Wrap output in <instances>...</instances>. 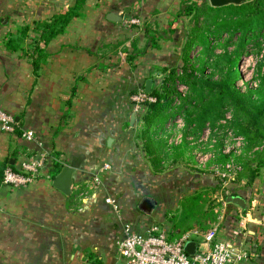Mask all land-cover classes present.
Segmentation results:
<instances>
[{
    "label": "crops",
    "instance_id": "obj_1",
    "mask_svg": "<svg viewBox=\"0 0 264 264\" xmlns=\"http://www.w3.org/2000/svg\"><path fill=\"white\" fill-rule=\"evenodd\" d=\"M75 1L0 0V108L18 119L23 132L7 133L0 125V164L10 161L19 169L27 158L44 154L33 182L20 187L0 184V264H124L118 242L127 224L135 232L157 225L171 239L185 233L178 222H165V212L152 215L139 209L143 198L158 193V181L149 180L148 166L142 176L145 153L127 128L132 96L143 88L153 65L163 63L164 54L158 58L156 53L151 63L139 56L132 68L126 53L101 59L88 52L125 36L107 16L121 14L119 8L135 0H87L81 16L62 34L40 43L47 56L38 77L30 55L38 33L30 30L17 50L7 45L9 37L21 36L26 24L48 20ZM139 3L152 21L167 24L182 18V0ZM158 43V52L169 51L168 44ZM28 131H33L31 139L24 135ZM55 161L76 169L70 195L53 184L59 174L54 177ZM105 164L111 168L104 169ZM107 198L115 201L118 214ZM248 219L226 221L218 236L248 251L244 264H264V223ZM245 227L251 229L245 232ZM200 240L194 238L195 243Z\"/></svg>",
    "mask_w": 264,
    "mask_h": 264
},
{
    "label": "trees",
    "instance_id": "obj_2",
    "mask_svg": "<svg viewBox=\"0 0 264 264\" xmlns=\"http://www.w3.org/2000/svg\"><path fill=\"white\" fill-rule=\"evenodd\" d=\"M86 2L87 0H76L74 5L66 11L55 14L48 20L34 21L33 26L26 24L21 29V36L9 37L7 45L17 50L30 30L38 33L30 51L34 72L38 77L41 63L47 56L40 47V43H48L62 34L74 18L81 16V10ZM195 11L203 16V22L189 35L184 47L186 64L182 72L176 74L175 70H172L161 87H155L153 81L150 96L156 100L145 102L139 110H134L138 121L142 122L140 128L144 139L143 150L156 170L162 171L159 167H162L164 161L170 160L174 163L186 157L187 152L191 150V147L194 148V143L200 139L206 126H210L213 130L212 137L217 139L213 162L226 163L234 156L221 151L225 136L223 131L231 129L236 135L243 136L246 141L242 155L234 157L235 161L241 163L243 169L246 166V160L257 163L254 169L252 165L250 166L253 180L259 170L264 167V53L262 52L264 49V0H248L241 4L221 7H213L208 3L183 5L178 17L191 15ZM176 20L177 18L169 23L171 33L176 30L174 26ZM142 28L150 46L159 48L158 39L151 34V25L143 24ZM221 40H225L226 49L220 55L213 57V48ZM197 44L202 45L207 57L206 60L194 61L198 64L195 66L190 52ZM121 45L122 42L103 44L97 52L92 50L88 52L102 59L107 55L104 50L108 48L114 50ZM231 45L234 49L229 50L228 47ZM130 47L132 50L125 47L122 51L126 53L127 62L135 68L134 62L137 56L145 55L147 46L141 49L139 38H137L131 42ZM24 51L29 53L28 50L24 49ZM245 54L255 55L257 59L256 75L251 79L246 90L237 83L240 77L239 62ZM223 63H226L225 71L221 70L218 75L211 71L212 68ZM99 67L104 68L103 65ZM179 85L187 88L185 94L180 91ZM142 89H145V85ZM75 92L76 89L73 88L72 96ZM71 102L72 99L68 101V104ZM132 102L135 107L133 100ZM228 113L231 114V119H227ZM179 121L183 123L181 140L177 143L169 142L165 134H171L174 128L179 126ZM127 125L129 126L130 123ZM215 129L217 132H214ZM16 132L18 135L23 133L19 124ZM190 137L192 140L189 139ZM7 164L17 170L10 161L0 164V184L3 183L4 169L8 166ZM62 168V163L54 162V177Z\"/></svg>",
    "mask_w": 264,
    "mask_h": 264
},
{
    "label": "rangeland",
    "instance_id": "obj_3",
    "mask_svg": "<svg viewBox=\"0 0 264 264\" xmlns=\"http://www.w3.org/2000/svg\"><path fill=\"white\" fill-rule=\"evenodd\" d=\"M139 2L140 0L130 1L128 4L119 8L122 19L114 26H118L120 30H125V36L120 40H116V42H122V45L114 50L108 48L104 50V52L107 51L108 53L106 54H111L117 59L123 56L119 52L124 53L122 50L125 47L132 50L130 47L131 42L139 38V47L144 49V47L147 46L145 55H141L143 56L142 58H147L143 63L147 61L151 63L156 53V57L158 58H161V54H164L163 63L162 60H158V64L153 65L149 73V78L153 79L155 87H161L165 79L169 78L172 70H175L176 74L182 72L186 64L184 47L188 42L190 33L193 32L198 25L202 24L203 16L196 11L191 15H182V18L176 20L174 23L177 30L171 33L169 23L166 24L165 20L152 21L146 16L148 13L144 5H141ZM182 2L184 6H192L194 3L210 4L209 0H182ZM133 20H139V23H133ZM143 24H150L152 27L151 34L154 35L158 41H161L163 45L168 44L170 48L167 53L165 50L163 52L157 51V49H161L160 45L159 48L150 46L144 31H142L144 30L142 28ZM224 41L225 40H221L214 46L212 51L213 57L225 51L227 44ZM228 49L232 50L234 46L231 45ZM262 52L264 53V49ZM140 57L137 56L136 59L139 60ZM190 57L193 62H199L200 60H206L207 56L203 52L202 45L197 44L192 48ZM259 57L261 56L259 55ZM194 64L195 66L198 65L195 62ZM256 64L257 59L255 55L245 54L239 62L240 77L237 83L244 90H246L247 85L250 84L251 79L256 75ZM221 70H226V63L211 69L216 75H218ZM183 86L184 85H179V89ZM133 112H135L134 109ZM138 125L137 128L136 125L134 127L130 125L127 126V128L133 142L138 144V149L141 147L143 150L144 139L142 138L140 128L142 122L138 121ZM182 127L183 123L179 121V126H176L171 134H165L169 142L177 143L180 141L179 137H181L182 134ZM211 137L212 134L209 135L208 138L206 137L203 139V142H199V139L194 143V148L191 147V150L187 152L186 157L180 158L174 163L170 162V160L164 161L162 167H159L162 171L156 170L149 156L143 150L145 159L142 161V171L147 169L148 166V170L151 172V174H149L150 172L148 173L149 180L155 179L158 181V193L155 194L154 192L147 195L153 198L158 205L152 210V215L157 214L158 211L165 212V222L172 225L178 222V226L181 227L184 232L195 226L205 231L214 227L220 229L226 221L232 218L236 222L249 218L251 222L255 220L263 224L264 167L259 170L258 174H256L252 180L250 166L252 165L251 167L254 169L257 163L256 161L246 160L245 168L237 174L236 179L232 180L222 176L215 169L216 165H219L220 162H213V158L209 159L210 157H205L206 155H211V152L215 149L214 146L217 140L213 142L215 137ZM197 153H201L203 157L198 158ZM143 174L144 171L142 172V176ZM235 194L245 198L247 202V207L245 209L227 202V197ZM248 229L251 228L245 227V232Z\"/></svg>",
    "mask_w": 264,
    "mask_h": 264
},
{
    "label": "built area",
    "instance_id": "obj_4",
    "mask_svg": "<svg viewBox=\"0 0 264 264\" xmlns=\"http://www.w3.org/2000/svg\"><path fill=\"white\" fill-rule=\"evenodd\" d=\"M133 23H139V20H133ZM186 90L185 86L180 89L183 94L186 93ZM132 100L135 103L134 110L137 111L143 103L154 102L156 99L146 93L144 89H140L132 96ZM226 117L231 119V114L228 113ZM0 125L7 133H15L18 128L16 117L2 108H0ZM214 132H217V129ZM212 133V128L206 126L199 142H203V139L208 138ZM223 133L225 136L221 151L225 154H232L234 157L242 155L246 145L244 137L236 135L231 129H226ZM24 135L31 139L33 131H28ZM179 139L181 140V137ZM216 140L214 138L213 142ZM197 156L198 158L203 157L201 153H197ZM214 156L215 151H212L211 155L205 157L214 159ZM234 157L226 163L216 165L215 168L222 176L232 180L236 179L237 174L243 170L242 164L236 162ZM43 165V153L27 158L17 170L8 165L4 169L3 183L16 187L26 186L36 179ZM103 168L110 169L111 166L105 164ZM96 181L99 179L96 178ZM106 201L113 206L114 211L118 214L120 210L115 201L111 198H107ZM195 237H201V240L196 243L195 252L190 254L186 250V245L188 242L194 241ZM204 244L207 245L206 248L202 247ZM118 249L124 264H244L249 258L248 251L239 247L233 239L220 238L218 227L207 231L196 228L183 233L178 238L171 239L167 232L157 225L152 226L146 232H135L131 225L127 224L124 227V235L118 242Z\"/></svg>",
    "mask_w": 264,
    "mask_h": 264
},
{
    "label": "water",
    "instance_id": "obj_5",
    "mask_svg": "<svg viewBox=\"0 0 264 264\" xmlns=\"http://www.w3.org/2000/svg\"><path fill=\"white\" fill-rule=\"evenodd\" d=\"M248 0H209L210 5L213 7H221L229 4H241ZM107 18L112 22H119L122 16L116 12H110ZM153 88V80L148 79L145 84V92L150 94ZM16 120H18L16 118ZM130 125L134 127L136 125V114L133 112L130 118ZM76 169L72 166L65 165L59 174L55 177L54 186L66 195L71 194V189L73 185V175ZM228 203H233L238 207L245 209L247 207V202L242 196H228ZM156 205V202L149 197L143 198L139 203V209L145 213H151ZM197 245L194 241H190L186 245V250L188 253L193 254L195 252ZM121 264V263H119ZM123 264V263H122Z\"/></svg>",
    "mask_w": 264,
    "mask_h": 264
}]
</instances>
